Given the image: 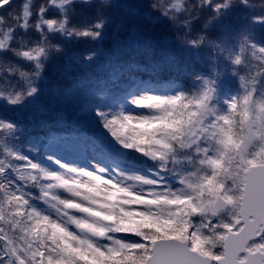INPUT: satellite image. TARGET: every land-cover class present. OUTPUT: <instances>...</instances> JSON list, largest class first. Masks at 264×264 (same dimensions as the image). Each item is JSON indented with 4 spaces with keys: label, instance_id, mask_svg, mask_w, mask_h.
<instances>
[{
    "label": "snow or ice",
    "instance_id": "1",
    "mask_svg": "<svg viewBox=\"0 0 264 264\" xmlns=\"http://www.w3.org/2000/svg\"><path fill=\"white\" fill-rule=\"evenodd\" d=\"M0 264H264V0H0Z\"/></svg>",
    "mask_w": 264,
    "mask_h": 264
}]
</instances>
